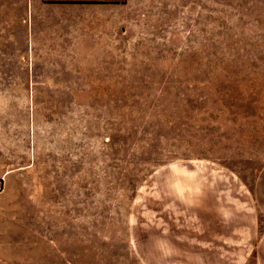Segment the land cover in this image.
I'll return each instance as SVG.
<instances>
[{
  "label": "rangeland",
  "instance_id": "1",
  "mask_svg": "<svg viewBox=\"0 0 264 264\" xmlns=\"http://www.w3.org/2000/svg\"><path fill=\"white\" fill-rule=\"evenodd\" d=\"M0 264H264V0H0Z\"/></svg>",
  "mask_w": 264,
  "mask_h": 264
},
{
  "label": "crops",
  "instance_id": "2",
  "mask_svg": "<svg viewBox=\"0 0 264 264\" xmlns=\"http://www.w3.org/2000/svg\"><path fill=\"white\" fill-rule=\"evenodd\" d=\"M125 0H42L49 5H86L91 7L104 5H119Z\"/></svg>",
  "mask_w": 264,
  "mask_h": 264
},
{
  "label": "bare ground",
  "instance_id": "3",
  "mask_svg": "<svg viewBox=\"0 0 264 264\" xmlns=\"http://www.w3.org/2000/svg\"><path fill=\"white\" fill-rule=\"evenodd\" d=\"M185 229V228H184ZM182 230V229H181ZM175 231V230H174ZM179 231V230H178ZM184 232V231H183Z\"/></svg>",
  "mask_w": 264,
  "mask_h": 264
}]
</instances>
